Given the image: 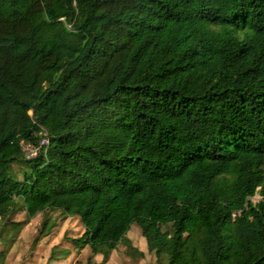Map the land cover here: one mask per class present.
<instances>
[{
  "label": "trees",
  "instance_id": "obj_1",
  "mask_svg": "<svg viewBox=\"0 0 264 264\" xmlns=\"http://www.w3.org/2000/svg\"><path fill=\"white\" fill-rule=\"evenodd\" d=\"M47 208L104 261L135 226L154 264H264V0H0V247Z\"/></svg>",
  "mask_w": 264,
  "mask_h": 264
},
{
  "label": "rangeland",
  "instance_id": "obj_2",
  "mask_svg": "<svg viewBox=\"0 0 264 264\" xmlns=\"http://www.w3.org/2000/svg\"><path fill=\"white\" fill-rule=\"evenodd\" d=\"M21 173L18 166L11 167L13 176L20 178ZM258 200V196L252 198ZM10 217L20 230L11 238L12 247H0V252L5 253L0 264H154L145 239L135 226L104 261L103 254L94 256L89 247L81 249L69 242L83 234L77 217L64 216L55 208L31 218L17 210Z\"/></svg>",
  "mask_w": 264,
  "mask_h": 264
},
{
  "label": "built area",
  "instance_id": "obj_3",
  "mask_svg": "<svg viewBox=\"0 0 264 264\" xmlns=\"http://www.w3.org/2000/svg\"><path fill=\"white\" fill-rule=\"evenodd\" d=\"M42 135L44 138L42 139V141L40 143L41 146L49 143L46 133H42ZM22 146H23V152L26 156L25 158L27 160L34 159L37 156V154L39 152V148L34 147L30 143H22Z\"/></svg>",
  "mask_w": 264,
  "mask_h": 264
},
{
  "label": "clouds",
  "instance_id": "obj_4",
  "mask_svg": "<svg viewBox=\"0 0 264 264\" xmlns=\"http://www.w3.org/2000/svg\"><path fill=\"white\" fill-rule=\"evenodd\" d=\"M43 133H45V132H43Z\"/></svg>",
  "mask_w": 264,
  "mask_h": 264
}]
</instances>
